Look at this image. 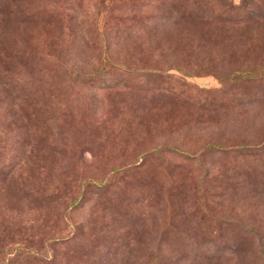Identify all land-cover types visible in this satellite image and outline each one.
Wrapping results in <instances>:
<instances>
[{"label":"rangeland","instance_id":"374dc122","mask_svg":"<svg viewBox=\"0 0 264 264\" xmlns=\"http://www.w3.org/2000/svg\"><path fill=\"white\" fill-rule=\"evenodd\" d=\"M0 264H264V0H0Z\"/></svg>","mask_w":264,"mask_h":264},{"label":"trees","instance_id":"16d2710c","mask_svg":"<svg viewBox=\"0 0 264 264\" xmlns=\"http://www.w3.org/2000/svg\"><path fill=\"white\" fill-rule=\"evenodd\" d=\"M173 27L175 28L176 26L175 25H173ZM160 34V33H159Z\"/></svg>","mask_w":264,"mask_h":264}]
</instances>
